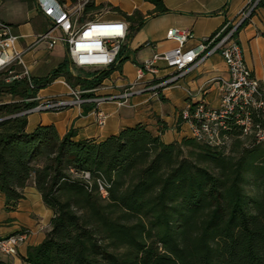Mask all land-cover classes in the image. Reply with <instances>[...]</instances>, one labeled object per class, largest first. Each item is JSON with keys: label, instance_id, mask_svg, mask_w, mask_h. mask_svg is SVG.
<instances>
[{"label": "trees", "instance_id": "1", "mask_svg": "<svg viewBox=\"0 0 264 264\" xmlns=\"http://www.w3.org/2000/svg\"><path fill=\"white\" fill-rule=\"evenodd\" d=\"M146 1L155 6L149 16L168 12L162 0ZM92 8L86 4L84 12ZM120 12L130 38L145 19L138 11ZM124 60L120 51L110 68L72 75L66 58L43 80L34 79L32 89L23 79L5 82L8 72H0V95L12 97L0 99V193L13 207L33 181L52 211L44 239L29 246L23 260L264 264V144L237 130L222 147L187 136L164 142L141 123L101 141L75 140L72 129L60 136L52 124L25 130L27 115L17 113L36 101L24 98L58 76L70 85L94 87ZM159 123L162 133L166 124ZM99 182L107 184L105 197Z\"/></svg>", "mask_w": 264, "mask_h": 264}, {"label": "crops", "instance_id": "2", "mask_svg": "<svg viewBox=\"0 0 264 264\" xmlns=\"http://www.w3.org/2000/svg\"><path fill=\"white\" fill-rule=\"evenodd\" d=\"M104 1L128 15L138 11L145 21L122 45L120 51L125 60L103 79V83L108 86L97 91V94L117 93L136 80V73L143 61L173 48L175 43L165 36L170 28L189 29L191 37L184 48L193 47L209 37L226 19L234 18L246 0H162L168 12L152 16L149 15L153 13L155 6L146 0ZM0 18L17 36L14 49L20 53L21 62L14 65L16 72L26 69L32 80H43L67 58L65 45L62 43L51 49L44 43L33 44L35 37L46 32L50 23L49 18L39 10L37 0H0ZM237 40L247 67L264 85V7L256 8L250 20L238 31ZM158 66L155 77L146 73L141 85L148 79L173 72L171 67H165L163 61H159ZM75 73L77 74L76 71ZM227 79L226 66L220 55L214 53L168 86L135 94L121 104L114 100L102 102L98 110L106 117L101 125L97 123V110L91 105H83L56 112L28 114L25 130L30 132L39 124H52L60 136L72 129L75 140L101 141L124 127L141 123L154 134H160L164 142L180 140L188 135L185 123L180 121L176 126L180 120V110L190 100L194 103L202 99L208 105L216 106L219 85ZM69 85L64 76H58L38 89L36 96L41 99L65 94ZM0 99L10 101L12 97L8 93H1ZM159 121L166 124V130L162 133ZM23 193L24 197L13 207L5 204L4 195L0 193V238L18 234L21 230L26 231V237L18 244L15 255L0 253V260L7 264H28L23 260L27 248L44 239L52 216L51 209L43 203L33 181L24 187Z\"/></svg>", "mask_w": 264, "mask_h": 264}, {"label": "built area", "instance_id": "3", "mask_svg": "<svg viewBox=\"0 0 264 264\" xmlns=\"http://www.w3.org/2000/svg\"><path fill=\"white\" fill-rule=\"evenodd\" d=\"M259 1L246 0L234 18L226 19L209 37L190 48H184L191 37L190 30L170 28L165 36L166 39L172 40L175 46L143 61L136 73V80L117 93L97 94V91L108 86L103 80L94 87L69 85L65 94L41 99L36 95L24 98L27 102L36 103L17 114L56 112L73 106L91 105L97 110V123L101 125L106 117L98 110L102 102L114 100L121 104L135 94L168 86L185 76L211 54L217 53L226 66L228 79L219 85L216 106L208 105L199 99L194 103L188 101L180 110V121L188 126L187 136L200 143L222 147L229 144L232 130H237L240 137L264 144V85L247 67L243 50L237 40L239 28L250 20ZM87 2L37 0L39 10L49 18L50 23L46 32L35 37L33 44L44 43L48 49L58 43L65 45L72 75H76L74 68L104 70L114 65L129 32V23L123 17L105 18L94 15L81 21L80 13ZM16 39L17 36L11 27L0 18V72H8L4 81L23 79L27 87L32 89L35 84L26 69L18 72L9 70L11 66L21 62L20 53L14 49ZM159 61H163L165 67H171L173 72L163 77L148 79L141 85L146 73L155 77L159 70ZM98 184L101 195L105 197L107 184ZM25 237L26 231L1 237L0 253L15 255L18 244Z\"/></svg>", "mask_w": 264, "mask_h": 264}, {"label": "rangeland", "instance_id": "4", "mask_svg": "<svg viewBox=\"0 0 264 264\" xmlns=\"http://www.w3.org/2000/svg\"><path fill=\"white\" fill-rule=\"evenodd\" d=\"M87 1L88 2L86 4L91 3L94 6V8H92L91 10L87 12H84V8H83V10L80 13L81 21L91 18L94 15H101L103 17H123L120 12L122 10L120 11L116 10L118 7L113 6L111 3L107 1H104V0H87ZM74 70L81 75H85L87 73L86 71H78L79 69H76V68H74ZM247 189L250 192V188L247 187Z\"/></svg>", "mask_w": 264, "mask_h": 264}]
</instances>
